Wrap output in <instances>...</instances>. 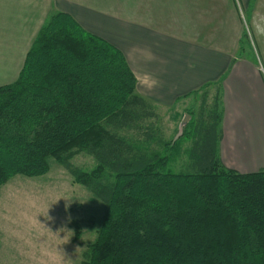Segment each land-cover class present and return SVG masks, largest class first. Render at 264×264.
<instances>
[{
  "label": "trees",
  "instance_id": "1",
  "mask_svg": "<svg viewBox=\"0 0 264 264\" xmlns=\"http://www.w3.org/2000/svg\"><path fill=\"white\" fill-rule=\"evenodd\" d=\"M221 84L204 86L218 92H204L191 132L164 140L122 51L52 11L17 81L0 86V188L45 176L52 159L88 189L105 213L82 264H264V169L222 163ZM81 153L93 170L72 164Z\"/></svg>",
  "mask_w": 264,
  "mask_h": 264
},
{
  "label": "crops",
  "instance_id": "2",
  "mask_svg": "<svg viewBox=\"0 0 264 264\" xmlns=\"http://www.w3.org/2000/svg\"><path fill=\"white\" fill-rule=\"evenodd\" d=\"M237 2L246 5V0H115L114 7L106 0H0V72L19 74L27 44L50 13H66L122 51L145 98L174 104L222 80L219 157L227 168L255 173L264 169V108L251 102L264 101L263 75L234 52H222L232 33L235 45Z\"/></svg>",
  "mask_w": 264,
  "mask_h": 264
},
{
  "label": "rangeland",
  "instance_id": "3",
  "mask_svg": "<svg viewBox=\"0 0 264 264\" xmlns=\"http://www.w3.org/2000/svg\"><path fill=\"white\" fill-rule=\"evenodd\" d=\"M143 2L140 0V4ZM106 3L114 7L115 0H106ZM237 11L240 24L236 22L235 28L239 31L235 45L231 46L232 33L229 46L222 52H234L233 57L245 59L246 63L260 70L264 80V0H246L243 6L237 2ZM215 29L216 25H211L210 32L214 33ZM35 39L27 47L31 48ZM220 45H225V42H220ZM19 74L0 72V86L15 83ZM202 88L174 104L147 98L154 104L158 115L151 119L159 128L158 137L172 141L188 130L186 127L198 112L204 92L211 97L218 92L216 85ZM210 102L211 99L209 105ZM263 103L251 102L262 109ZM186 140L182 137L180 141L183 150L190 145ZM158 147L154 146L155 149ZM186 161L182 157L169 169L183 171ZM49 163L50 171L45 176L35 179L17 176L0 188V264H82L83 254L97 237L105 206L88 189L77 184L55 160L50 159ZM72 164L85 171L96 166L94 158L85 153L77 155ZM75 221L81 229L78 241H75Z\"/></svg>",
  "mask_w": 264,
  "mask_h": 264
}]
</instances>
